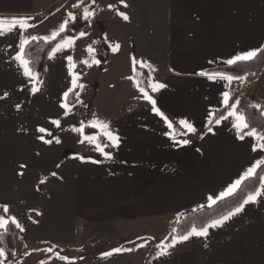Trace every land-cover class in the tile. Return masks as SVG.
<instances>
[{
	"label": "crops",
	"instance_id": "1",
	"mask_svg": "<svg viewBox=\"0 0 264 264\" xmlns=\"http://www.w3.org/2000/svg\"><path fill=\"white\" fill-rule=\"evenodd\" d=\"M76 3L71 0L55 11L54 0H0V16H32L30 22L36 26L25 34L43 37L59 28ZM125 3L128 7L119 1L110 3L115 7L104 11L102 23L107 29L101 35L94 33L90 22L91 32L77 38L74 48L49 57L35 94L12 59L19 33L0 37V209L8 206V212L0 215L9 221L14 216L21 225L11 264L26 260L25 264H56L52 263L56 252L46 250L67 237L78 220L89 225L80 237L81 246L101 236L118 244H170L168 236L184 213L226 197L221 194L237 179L242 183L247 168L257 159L264 160V153L252 150L251 137L239 139L231 119L208 131L209 112L225 108L220 103L223 91L239 92V103L258 105L264 112V87L258 104L248 101L262 77L245 86L244 81L228 85L196 75L228 66L224 61L241 51L264 47V0ZM117 11L125 12L129 20ZM99 43L107 60L96 65L92 60L93 55L100 60ZM116 43L121 48L113 52L110 45ZM90 45L94 54L88 52ZM69 55L83 90L69 91L72 76L65 58ZM132 56L149 62L154 79L166 85L159 92L149 91L174 126L180 128L178 121L188 119L196 127L195 133L177 137L190 144L173 143L166 135L172 130L150 111L151 105L127 79L134 75ZM142 69L148 75L149 69ZM66 91L69 95L76 91L75 107L68 114L61 106L69 104ZM95 118L108 122L121 137L118 148L105 149L112 153L110 160L94 144L79 142ZM57 119L59 127L52 123ZM81 121L84 132L72 130L80 128ZM40 127L61 142L45 144L37 137H52L38 133ZM95 129L107 142L104 129ZM89 157L102 162L93 163ZM153 250L148 264H264V196L222 226L210 228L207 237L176 243L168 256L157 258L160 249ZM134 252L141 263L143 248ZM86 260V264L105 262L102 255Z\"/></svg>",
	"mask_w": 264,
	"mask_h": 264
},
{
	"label": "snow or ice",
	"instance_id": "2",
	"mask_svg": "<svg viewBox=\"0 0 264 264\" xmlns=\"http://www.w3.org/2000/svg\"><path fill=\"white\" fill-rule=\"evenodd\" d=\"M121 4H124V7H128V5L125 3V0H119ZM96 3V0H87V3H85V0H77V3L73 5L74 8H80L81 5H84L82 10V19L85 21L91 22V18L96 15V9L92 8V5ZM109 8L115 7L114 5H109ZM101 11L103 9H100ZM117 15L122 17L125 21L129 20V16L123 12V11H117ZM68 18L63 21V23L59 26L58 29L51 32L50 35H46L43 37H39L37 35H26L25 33L28 32L29 29L34 28L36 25L31 23L30 21L34 20L35 18L32 16H12V17H5L0 16V37H3L7 35L8 33L12 32H18L19 33V42L17 44L18 51L16 54L12 57V59L17 62L22 69V74L24 77L27 78V81L29 83L33 84V87L31 88V93L35 94L39 91V85L43 83V81L40 79V73L37 71H34L32 67V60L29 56V54L26 51L27 46H29L32 42H37L39 40L48 41L49 43H52L53 41H57L54 46L51 47L50 52V58H55L57 54H63V52L67 49L74 48L75 40L79 37H84L87 35V32L80 31L78 33V36H72V35H62L63 33L69 32V24L70 22L72 24H75L77 22V15L73 12H68L67 14ZM59 37V40L57 38ZM10 48L11 45H8ZM111 50L113 52H118L121 48V45L119 43H116L114 45H110ZM88 52L91 54L95 53V49L90 45L88 48ZM264 52V49L261 48H255L251 50H245L241 51L236 55H233L230 59L224 61V63L228 66H234L238 64L239 62H248L256 59L258 55ZM68 61V68H69V74L72 76L71 84L72 88L69 89V91L74 90L75 88H80L83 90L84 85L82 83H78L80 79V74L75 72L74 69L76 65L73 62V58L71 55L65 57ZM85 64H87L88 67L92 66V63L99 65L101 61L99 59L95 58V55H93L92 63H89L88 61H84ZM211 63V62H210ZM131 64L133 68L134 75L127 77V79L134 82L135 87L138 89L139 93L141 94L142 98L148 102L149 105H151L150 111L158 115L162 118L163 122L166 123L167 128L171 129V132L166 133L170 137V139L173 141V143L177 146H185L191 143L188 139H178L177 137L180 136H186L188 133H195L197 131L196 127L193 126V124L188 119H181L178 121V124L181 126L179 129L174 127L173 121L169 120V118L165 115L163 111L157 106V101L154 98L151 93L159 92L161 89H164L166 87L165 84L158 82L154 79L152 76V72L155 71L153 66L143 60H138L135 56L131 57ZM137 65H139L141 68H148L149 72L146 77L147 83L145 84L143 80H140L137 78L136 75V69ZM142 75V74H140ZM196 75L207 77L209 80L212 81H223L224 83L231 85L233 81L239 80L244 81L246 77L244 76H238V75H232L230 72H223V71H214L209 72L207 70H201ZM150 90V91H149ZM7 93H5V96ZM64 98H66L69 95V92L66 91L64 94ZM222 99L220 103L224 105L226 111V114L220 115L218 118L215 117V111H210L208 114V123L209 125L212 124L213 119H215V124L220 125L223 121L231 119L232 126L237 130L239 139L244 140L245 137H251L252 138V150L258 151L261 153H264V133L258 131L256 127H251L250 123L248 121V118L245 113L238 110L239 106V100H236L235 102L229 104L231 100V94L229 91H223L222 92ZM3 97H0L2 99ZM141 97H137L139 99ZM77 102L82 103V101L79 100V97L77 96ZM66 111L65 114H68L71 112L72 108L75 107V105L69 106L68 103H62L61 105ZM20 106L17 105V108ZM254 107H260V106H254ZM53 124H55L57 127L60 126V121L53 120ZM81 127L80 128H74L72 130L83 133L84 132V122L81 121ZM97 126H100L104 129V135L106 137L107 143H101L99 142L95 136L92 135H84L83 138L79 141L80 143H84L87 141L90 144L95 145V150L99 152L105 159H112V153L109 151H105L106 148L109 147H116L118 148L121 143V137L115 133L114 130L110 128V125L108 122L101 121L99 118H95L91 122V127L95 128ZM247 130V131H245ZM208 131H212V127L208 128ZM38 133L41 134H47L49 137H52V133L49 132L47 129L40 127L37 129ZM38 139L42 140L45 144H52L53 140L58 144L60 143L59 137H52L49 139H45L44 135H39L37 137ZM80 159H85L84 157H80ZM93 163H101L100 160H92L91 157L88 158ZM264 164V160L257 159L255 163L247 168V170L243 173V178L248 177H257V180L259 182V188L249 194L246 199H244L243 203H241L239 206H237L233 211L228 212L227 215L222 216L220 219L212 220L209 224H206L200 228H197L195 226L191 227L190 230H188L185 234L181 235H173L172 242L170 244L166 245H157V248H159V252L157 253V258L168 256L169 249L174 247L176 243L184 242L192 238L193 236L196 237H207L209 234L210 228H216L219 226H222L227 220L231 219L234 215H237L241 212H243L245 205L250 203H256L258 199L262 196H264V176H258L257 169L261 167V165ZM21 167H25V165H21ZM23 175V173H20ZM53 176L56 175L55 172L52 173ZM241 185V179H237L235 183L231 184V186L227 189L226 192L222 193V196L230 195L231 193L235 192L237 188ZM211 199V197L209 198ZM212 203H215V200H212ZM3 212H8V206H3ZM11 224H14L15 227L21 228V225L17 221L16 217H11ZM9 225V219H6L4 215H0V229H6V226ZM23 230V229H21ZM173 232H176V229H173ZM145 245H140V247H144ZM47 252L51 253L54 252V248H48L46 250ZM122 251H132V249H122L120 247L113 248L111 251H105L102 252L103 258L111 257L114 253H120ZM57 258L60 261H67L69 264H72V258L61 255L59 252L56 253ZM8 258V254L5 251L4 247H0V264H2L3 260ZM44 264V262H42Z\"/></svg>",
	"mask_w": 264,
	"mask_h": 264
},
{
	"label": "trees",
	"instance_id": "3",
	"mask_svg": "<svg viewBox=\"0 0 264 264\" xmlns=\"http://www.w3.org/2000/svg\"><path fill=\"white\" fill-rule=\"evenodd\" d=\"M85 3H87V0H85ZM83 7L84 5H81L80 8H73L71 10V12L77 15V22L75 24L70 22L69 32L63 33L62 35L78 36L80 31H85L87 34L91 32V24L88 21L82 19ZM57 40H59V37ZM56 42L57 41L49 43L48 41L41 39L37 42H32L26 48V51L32 60V67L34 71L40 73V79L42 81L50 57L51 47L54 46ZM262 49H264V47ZM98 52L101 62H106V57L101 56L102 50L100 43L98 45ZM208 71H223L230 72L232 75L244 76L246 77L244 80V85H252L261 77L262 73L264 72V52H261L258 57L252 61L239 62L234 66L219 67ZM137 77L140 80H143L145 84L147 83V74L144 69H137ZM230 94L231 100L229 104L231 105V103L238 100L239 92L232 91ZM75 103L76 91H73L69 95V105H75ZM238 110L246 114L251 127H256L258 131L264 133V112L262 109L252 105L239 103ZM226 111L227 110L225 108L219 110L217 113H215V117L218 118L220 115L226 114ZM214 125L215 119H213V122L209 127H213ZM174 127L179 129L178 126ZM85 131L88 135H97L101 143H107L97 129L86 127ZM257 174L258 176H264V164H262L261 167L257 169ZM258 188L259 182L257 177H248L241 183L235 192L218 200L211 206L201 207L184 213L174 228L176 229V232L174 233L173 230L171 231L167 242L170 243L172 241L173 235L185 234L193 226L200 228L206 224H209L212 220L220 219L222 216L227 215L228 212L233 211L237 206L243 203L244 199H246L249 194L255 192ZM2 213L3 210L0 209V214ZM18 234L17 227H15L14 224H11V221H9V225L6 226V229H0V247H4L6 253L8 254V258L4 260L6 264L13 263L15 259Z\"/></svg>",
	"mask_w": 264,
	"mask_h": 264
},
{
	"label": "rangeland",
	"instance_id": "4",
	"mask_svg": "<svg viewBox=\"0 0 264 264\" xmlns=\"http://www.w3.org/2000/svg\"><path fill=\"white\" fill-rule=\"evenodd\" d=\"M71 0H54V6L52 7L53 10H59L64 6L66 3H70ZM77 1V0H76ZM113 1L119 0H96V3L92 5V8L96 9V15L92 17L91 22L94 27V33L96 35H101L103 31L107 29V27L102 23V17L105 15L104 11L106 10L107 13L111 12L108 10V5L110 3L113 4ZM100 9H103L102 11ZM91 24V23H90ZM262 78L260 81L255 83L253 89L250 91V100L251 103L258 104L259 100L262 99L261 91L264 87V73H262ZM261 89H260V88ZM244 104V103H242ZM249 105V104H247ZM254 106V105H252ZM93 128V127H92ZM89 225L87 222L83 220H78L77 226L74 230H72L67 237H62L59 243L53 244L55 252H59L61 255L68 256L72 258V264H86V257L91 256L95 258L98 255H101L102 252L111 251L113 248L120 247L122 249H132V251H122L120 253H114L111 257L105 258L104 264H148L154 254L153 249L157 248V245H145L143 248V259L141 263L134 259V250L140 246L139 242L134 244H118L112 238H108L105 236L97 237V239L90 241L91 245L81 246L80 237H84L86 228ZM77 232L78 234H76ZM142 232V231H141ZM143 243L145 241H149L148 239H142ZM146 243V242H145ZM102 244V245H101ZM55 245V246H54ZM161 246V244H159ZM152 251V252H151ZM29 262L23 261L19 264H25ZM56 264H69L67 261H60L58 258L52 261Z\"/></svg>",
	"mask_w": 264,
	"mask_h": 264
}]
</instances>
